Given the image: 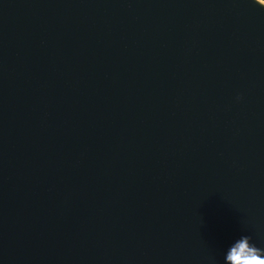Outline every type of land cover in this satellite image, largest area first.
<instances>
[{"label": "water", "instance_id": "95a60500", "mask_svg": "<svg viewBox=\"0 0 264 264\" xmlns=\"http://www.w3.org/2000/svg\"><path fill=\"white\" fill-rule=\"evenodd\" d=\"M241 234L264 0H0V264H219Z\"/></svg>", "mask_w": 264, "mask_h": 264}, {"label": "clouds", "instance_id": "9594fccd", "mask_svg": "<svg viewBox=\"0 0 264 264\" xmlns=\"http://www.w3.org/2000/svg\"><path fill=\"white\" fill-rule=\"evenodd\" d=\"M234 241L229 243L227 255L223 252L219 264H264V247L258 246L249 235L241 234Z\"/></svg>", "mask_w": 264, "mask_h": 264}]
</instances>
